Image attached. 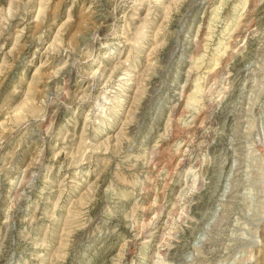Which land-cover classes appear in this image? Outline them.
<instances>
[{"label":"rangeland","instance_id":"1","mask_svg":"<svg viewBox=\"0 0 264 264\" xmlns=\"http://www.w3.org/2000/svg\"><path fill=\"white\" fill-rule=\"evenodd\" d=\"M0 264H264V0H0Z\"/></svg>","mask_w":264,"mask_h":264}]
</instances>
